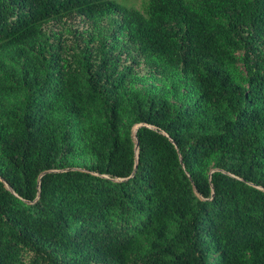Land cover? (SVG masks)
I'll return each instance as SVG.
<instances>
[{
    "label": "trees",
    "instance_id": "obj_1",
    "mask_svg": "<svg viewBox=\"0 0 264 264\" xmlns=\"http://www.w3.org/2000/svg\"><path fill=\"white\" fill-rule=\"evenodd\" d=\"M0 264H264V0H0Z\"/></svg>",
    "mask_w": 264,
    "mask_h": 264
},
{
    "label": "rangeland",
    "instance_id": "obj_2",
    "mask_svg": "<svg viewBox=\"0 0 264 264\" xmlns=\"http://www.w3.org/2000/svg\"><path fill=\"white\" fill-rule=\"evenodd\" d=\"M188 2H195L196 0H186ZM117 3L130 8V9H135L139 12H143L145 4H146V0H116ZM66 25H68L69 27H72V29L78 28L80 30L85 29L86 25L85 23L79 22L77 20H73V21H69L68 23H66ZM50 26V25H49ZM61 26V25H60ZM57 27H59V25H51L52 29H56ZM105 25L104 23H102L100 25V28L98 29V36L99 37H104L105 35Z\"/></svg>",
    "mask_w": 264,
    "mask_h": 264
},
{
    "label": "water",
    "instance_id": "obj_3",
    "mask_svg": "<svg viewBox=\"0 0 264 264\" xmlns=\"http://www.w3.org/2000/svg\"><path fill=\"white\" fill-rule=\"evenodd\" d=\"M135 149H136V151H137V149H138V144L136 145V148H135Z\"/></svg>",
    "mask_w": 264,
    "mask_h": 264
}]
</instances>
